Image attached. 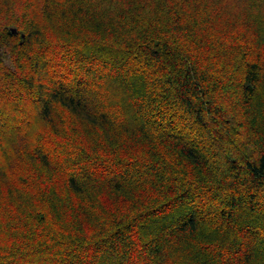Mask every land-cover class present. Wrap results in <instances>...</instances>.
<instances>
[{
	"label": "trees",
	"instance_id": "16d2710c",
	"mask_svg": "<svg viewBox=\"0 0 264 264\" xmlns=\"http://www.w3.org/2000/svg\"><path fill=\"white\" fill-rule=\"evenodd\" d=\"M0 264H264V0H0Z\"/></svg>",
	"mask_w": 264,
	"mask_h": 264
},
{
	"label": "rangeland",
	"instance_id": "374dc122",
	"mask_svg": "<svg viewBox=\"0 0 264 264\" xmlns=\"http://www.w3.org/2000/svg\"><path fill=\"white\" fill-rule=\"evenodd\" d=\"M95 101V100H94ZM97 102H98V98H97ZM99 103V102H98ZM29 123V125H30V121L29 122H26L25 124H28ZM26 127H27V125H26ZM17 129V128H16ZM16 129H14V130H16ZM20 129V128H19ZM25 131H27V129L26 128H24V129H22L21 128V132H25Z\"/></svg>",
	"mask_w": 264,
	"mask_h": 264
},
{
	"label": "water",
	"instance_id": "95a60500",
	"mask_svg": "<svg viewBox=\"0 0 264 264\" xmlns=\"http://www.w3.org/2000/svg\"><path fill=\"white\" fill-rule=\"evenodd\" d=\"M13 32H15V30H13Z\"/></svg>",
	"mask_w": 264,
	"mask_h": 264
}]
</instances>
